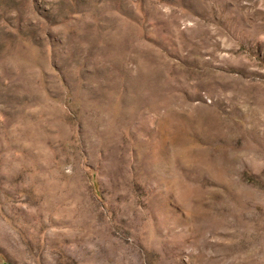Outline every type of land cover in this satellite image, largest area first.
<instances>
[{"label":"rangeland","instance_id":"374dc122","mask_svg":"<svg viewBox=\"0 0 264 264\" xmlns=\"http://www.w3.org/2000/svg\"><path fill=\"white\" fill-rule=\"evenodd\" d=\"M0 264H264V0H0Z\"/></svg>","mask_w":264,"mask_h":264}]
</instances>
